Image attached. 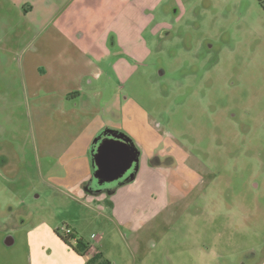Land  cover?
Here are the masks:
<instances>
[{"label": "rangeland", "instance_id": "obj_1", "mask_svg": "<svg viewBox=\"0 0 264 264\" xmlns=\"http://www.w3.org/2000/svg\"><path fill=\"white\" fill-rule=\"evenodd\" d=\"M2 2L0 264L66 263L74 251L55 232L65 237L67 227L108 264H192L199 247H225L234 264H260L264 0H133L141 5L134 10L133 39L143 42L148 57L131 60V79L115 88L141 104L159 130L165 180L148 210L158 207L162 194L166 199V186L179 190L147 224L138 217L116 223L105 203L87 208L49 185L48 173L58 169L43 152L52 136L44 126V75L37 72L43 64L29 68L32 36ZM178 167L185 176L180 183L175 173L167 177ZM250 250L258 256L241 259ZM78 256H71L73 263L97 264Z\"/></svg>", "mask_w": 264, "mask_h": 264}, {"label": "crops", "instance_id": "obj_2", "mask_svg": "<svg viewBox=\"0 0 264 264\" xmlns=\"http://www.w3.org/2000/svg\"><path fill=\"white\" fill-rule=\"evenodd\" d=\"M1 1L32 36L29 68L43 64L36 67L44 75V126L52 136L42 148L58 169L48 173L49 185L87 208L105 203L108 218L116 223L136 217L142 224L156 220L170 203L171 191L179 190L166 186V199L162 194L158 207L148 210L165 180L159 130L141 104L115 88L117 82L122 86L131 79V60L142 63L148 57L147 47L132 35L134 15L139 13L134 10L141 5L133 0ZM174 173L177 183L185 181L182 168L167 170V177ZM199 248L191 255L192 264H234L225 247L215 252ZM98 252L90 246L86 258ZM242 253L241 259L258 256L253 250ZM71 256L78 255H68L64 264H75Z\"/></svg>", "mask_w": 264, "mask_h": 264}, {"label": "trees", "instance_id": "obj_3", "mask_svg": "<svg viewBox=\"0 0 264 264\" xmlns=\"http://www.w3.org/2000/svg\"><path fill=\"white\" fill-rule=\"evenodd\" d=\"M56 235L59 237V239L67 246L72 248V250L79 256L86 257L89 250L90 246L87 245L83 239H78L75 230L67 227L65 230V237L61 236L58 232V230L55 232ZM74 239L76 240V245L73 246L70 243V240ZM96 261L97 264H108L106 260L102 257V255L95 254L94 256L91 257L90 261Z\"/></svg>", "mask_w": 264, "mask_h": 264}]
</instances>
